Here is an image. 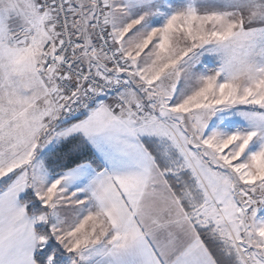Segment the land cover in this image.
I'll return each mask as SVG.
<instances>
[{"label": "snow or ice", "instance_id": "snow-or-ice-1", "mask_svg": "<svg viewBox=\"0 0 264 264\" xmlns=\"http://www.w3.org/2000/svg\"><path fill=\"white\" fill-rule=\"evenodd\" d=\"M0 264H264V0H0Z\"/></svg>", "mask_w": 264, "mask_h": 264}]
</instances>
